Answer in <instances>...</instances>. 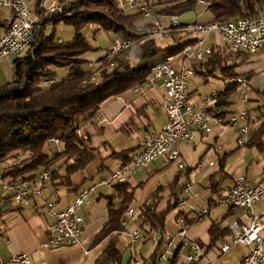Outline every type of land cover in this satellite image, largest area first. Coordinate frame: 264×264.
Listing matches in <instances>:
<instances>
[{
  "label": "trees",
  "instance_id": "trees-1",
  "mask_svg": "<svg viewBox=\"0 0 264 264\" xmlns=\"http://www.w3.org/2000/svg\"><path fill=\"white\" fill-rule=\"evenodd\" d=\"M50 1L60 5L61 11L49 13L39 5L40 0H32L30 10L38 20L37 26L32 30L31 40L25 51L13 57L11 64L14 79L0 87L2 182L9 181L14 184L22 180L32 182L39 174L47 171L50 174L49 181L71 184L69 181L71 175L82 171L84 166L93 161L96 150L87 136L79 135L82 126L93 121L102 104L109 98L121 96L144 84L154 64L163 61L165 57L179 54L187 43L195 41L194 38L188 39L176 31L177 33L171 34V45L161 47L154 38L132 35L134 26L142 23L143 17L140 11L133 9L128 11L121 7L118 0ZM207 1V8L212 14L211 21L224 22L238 17H250L256 8H264V0ZM145 2L151 9L165 4L161 8L163 15L181 16L192 9L196 0H145ZM10 22V18H0L2 33L7 30ZM60 25L73 28L74 34L70 39L63 41L55 36L56 28ZM85 30H88L89 35L84 33ZM100 30L111 31L114 34L113 38L134 36L137 39L136 44L132 49L121 52L116 57L108 59L100 56L92 61L88 55L101 50L95 38ZM261 51H264V47ZM248 55L251 54L246 52L234 54L226 46L217 44L212 46L211 54L206 59L191 63L195 75H212L217 70L220 72L223 88L214 93L215 106L230 105L233 103L230 97L239 90L235 80L226 82L227 77L237 79L244 76L247 85L250 84V79L256 73L237 72L234 64L228 63L230 58H241L243 62ZM88 63H91V66H88ZM58 69H63L66 74L57 75ZM48 80L54 82L50 84ZM256 91L264 94L258 89ZM258 108L248 109V112H254ZM245 145L256 146L260 150L264 147V121L259 122L255 129H251L250 140ZM118 156L122 164L130 159L125 152ZM224 162L225 156L220 157L219 171L223 170ZM177 176L164 186L158 184L151 195L135 209L134 222L143 233L148 236L153 231L159 232L156 249L151 256L153 261L157 249L165 244L162 237V232L165 231V216L177 206L179 198L171 193L162 211L158 210V204L162 193L166 189L170 191L177 183ZM213 177L211 175L210 185L217 189L218 184L213 182ZM141 185L142 183H138L133 186L127 181L112 186V195L107 198L106 225L97 232L94 242L99 243L113 232L116 233L104 245L94 264H121L123 252L116 245L118 243L116 234L123 230L121 223L125 211L132 208L135 191ZM10 195L6 193L0 198V217L21 208L13 205ZM214 205H218V198L215 201L209 198V208ZM181 214L187 217L183 212H179L177 218ZM208 233L210 247L228 234V230L227 227L221 228L219 223L212 220ZM197 242L201 245V242ZM177 262V254L174 252L168 258V264Z\"/></svg>",
  "mask_w": 264,
  "mask_h": 264
},
{
  "label": "built area",
  "instance_id": "built-area-1",
  "mask_svg": "<svg viewBox=\"0 0 264 264\" xmlns=\"http://www.w3.org/2000/svg\"><path fill=\"white\" fill-rule=\"evenodd\" d=\"M48 0L40 1L49 13L51 11H61L60 5L53 4L51 7H45ZM32 0H0V5L7 6L11 12V22L7 30L0 36V58L3 56L14 57L25 51L31 40L32 30L37 26L38 20L30 10ZM121 7L131 11H140L143 19L154 18L152 9L147 6L145 0H118ZM154 21V19L152 20ZM155 22V23H154ZM151 24H137L132 30V35L141 37H151L154 39L165 36L170 37L172 32H180L188 39H195V43H187L180 55L165 57L163 61L154 64L150 74L144 84L134 87L133 93H147L152 88H159L163 92L161 105L166 114V121L163 123L159 132L143 135L139 142L136 152H134L129 161L112 169L108 176H105L98 184L111 188L115 183H124L128 176L133 175L138 168L148 166L156 157L166 160H175L178 150L175 149L179 141H189L193 138V129L204 133H211L209 120L217 125L239 124L237 144L242 146L250 140L251 129L254 120H264V104L258 108V113L250 115L244 107V103L249 99L248 94L244 92L247 87L245 79L239 78L236 82L242 89L240 94L241 107L237 112H228L224 114L220 108L214 109L212 103L215 94L206 96L204 103L196 110L188 101V83L194 75L191 67L193 61L199 62L211 54V48L204 45V39L212 32L217 33L222 45L226 46L234 54L246 52L255 53L264 47V8L257 9L250 17H238L224 22L211 21V23H188L184 26L179 25V19L176 15H171L165 20L154 21ZM136 37L113 38L112 42L104 52V57L108 59L116 57L119 53L130 50L136 44ZM190 60V61H189ZM177 62V64H175ZM112 66V63L110 64ZM91 66V63H88ZM261 77L264 76V69L257 72ZM50 84L54 80H48ZM79 135L84 137L80 132ZM204 161H199L197 165L203 166ZM209 165H213L210 161ZM50 180V174L47 171L39 174L37 179L29 182L19 181L1 182L3 192H8L12 196L11 201L16 207L28 206L34 198H41V191L45 181ZM191 188L189 183L184 184L182 189L188 192ZM95 190V186L90 185L76 193L72 203L62 210L55 211L52 200L44 201L46 214L52 218L47 226V239L43 244L44 249H58L61 246H74L79 243L82 233L84 218L76 212V207L85 203L90 192ZM264 196V186L260 183L250 184L245 177H236L233 180L231 188L218 197V204L226 208L239 207L246 211L247 221L241 223L234 219L229 224L228 241L220 245L221 253L229 252L235 244H241L246 250V254L241 264H264V223L260 215L254 213L253 208ZM207 208H203L198 216H203ZM134 208L125 211L122 226L125 228L126 221L132 215H135ZM197 216V215H196ZM179 226L178 236L183 247L187 248L184 256V262L181 264H191L198 259H205L206 254L201 245L188 238L187 229L189 219L185 216H179L177 219ZM124 230V229H123ZM141 228L137 227L132 231H123L128 235L130 245L137 244L141 237ZM159 236L158 231H153L148 238L153 241ZM174 234L162 232L164 239V252L160 254L159 259L167 260L174 252L172 249ZM30 256L21 252L19 255H12L6 261L0 260V264H29ZM136 263V262H135ZM137 264V263H136ZM206 264H215V261L207 260Z\"/></svg>",
  "mask_w": 264,
  "mask_h": 264
},
{
  "label": "crops",
  "instance_id": "crops-1",
  "mask_svg": "<svg viewBox=\"0 0 264 264\" xmlns=\"http://www.w3.org/2000/svg\"><path fill=\"white\" fill-rule=\"evenodd\" d=\"M7 11L9 13L4 11V9L1 7L0 18L9 19L11 11L10 9ZM189 11H186L184 13H187ZM183 16L184 14H182L181 16L179 15L178 17L182 18ZM191 16V19H184V21H181V18H179L181 21L180 23H208L212 20V14L208 10V8H206V6L200 11H197V13H192ZM2 34L3 33H1L0 36H2ZM97 35L98 34H96V36ZM205 40L206 38L204 39V45L210 48H212L213 45L219 44H208ZM96 44L97 43H95V45ZM106 46L107 44L104 45V48L99 46L101 47V50H97L91 53L90 55H88V58L93 61V59L103 56V53L107 48ZM175 64H177V62H175ZM188 94L189 96L187 97L189 103L192 104L194 109L197 110L200 107V100L202 99H198L197 97L192 96V94H190L189 88ZM163 97L164 96L162 90L155 87L144 94H135L133 93V91H128L124 94H121V96H114L111 99L109 98L105 103H103L99 112L96 113L93 121L89 122L92 125L91 127L93 128V130L88 131L85 126H82L81 130V133L84 135V137L87 136L92 146L96 149L94 159L92 161V165L96 170V177L84 176L82 177L81 182L77 183L72 181L71 175L69 180L71 184L69 185L65 183H59V181H56L55 183L49 180L45 181L40 194L41 198H34L29 202L28 206L20 208L19 211L6 213L5 216L0 217V260L6 261L10 256L15 254L19 255L21 254V252H24L30 256L29 264H94L95 260L99 257L103 248L105 247L104 245H106L109 239L112 238L116 233L113 232L111 235L103 238L99 243L94 242L97 232H99L100 229L105 227L106 225V205L108 203L107 198L112 195V186L111 188H106L105 186L98 184V182L100 181L99 179L108 176L112 169L122 164V161H120L118 155L125 152L126 154L131 156L134 152H136V149L138 148V142L143 135L159 132L161 130L163 123H165L166 121V114L161 106V103L164 100ZM225 111L228 113L232 110L227 109ZM258 124H254L252 129H255ZM228 125H219V129L217 128L215 130V133L213 135H210V138L205 137L209 136V133H204L203 131L200 132L197 131V129H193V138L186 142L179 141L175 147V149L179 152L176 159L181 157L185 161L187 155L192 154L193 156V162H191L194 164L192 166H188L187 163L180 164V167L186 168V174L184 175L186 179L183 182L182 187L184 184L189 183L193 188V184H196L200 189L208 192V194L204 196L202 195L203 197L201 196L197 199L195 198L194 200H192L190 203L191 205H189L190 209H188V211L185 209H181L177 214L169 212L167 216H165L166 220L164 232L174 234V236L179 229V226L177 224V215L179 214V212H183V214H186L189 222H191L187 229L188 238L192 241L197 240L201 242V245L206 251V260L201 258L191 264H206L207 260L215 261V264H241L242 259L246 254V248L241 244L233 245L230 251L226 252L223 255H219L218 251L220 244L228 241V226L232 222V220L238 219L241 223H245L247 221L246 211L240 209L239 207L226 208V206H222L219 204L211 206L209 208L208 200L209 198H212L214 201L217 200L219 194H224L229 188H231L233 180L238 176H244L252 185L260 183L264 186V147L260 150L256 146H239L237 144V137L235 141L229 142V149H227L229 153L236 150H239V152L241 153V159L235 163L232 168V172L229 173H225V166L223 167L222 171H219V169L217 171L213 170L216 162L218 163L220 157L217 158L216 161L213 158H209L207 162L206 160H204V156L206 155V153L208 155L209 149L206 148L203 154L198 153L203 148L202 145L207 141H211V143L215 145L218 137L223 132V127H226ZM119 135L126 138L131 137V140H128L127 142H125L126 140H124L123 142L114 140V138ZM211 143V147H214V145H212ZM190 145L192 146V148L190 147ZM246 148H250L251 151H253V155L257 158L258 162H256V164H252L251 161H249L245 167V170H242V167L246 162V160L244 159ZM216 149H222V145L217 146ZM113 152L116 154H113ZM229 153H224L223 155L225 156V162H227L226 158L227 156H229ZM155 159L153 161H155ZM176 159L170 160L176 161ZM199 161H204L203 166L197 165ZM210 161L213 163V165H209ZM235 171L236 174L232 176L231 174ZM216 172L218 173L215 174ZM179 174L180 172L178 171L175 176H179ZM211 175L214 176L212 178L213 182L215 184H218L217 189L215 187L212 188V186L210 185V183H212V181H210ZM151 176L139 183H147L150 180ZM228 179H231V181L228 185H225L224 181ZM205 180L206 184H204ZM127 181L133 185V183L129 179H127L125 182ZM1 182L2 181H0V183ZM90 185L95 186V190L90 192L88 199L83 205L76 207V212L78 214H81V216L84 218V224L82 233L80 234L79 243L74 244V246H61V248L58 249L42 248L48 236L47 226L52 220V218H50L46 214L44 201L46 202L52 200L54 203V210H62L72 203L74 197L77 195L76 193H78L79 190ZM156 186L157 184L155 185L154 182L151 184L146 196H144L141 202L151 195ZM181 189H179L181 193H185ZM189 191L186 194H188ZM6 193L8 192L4 193L0 184V198L1 196H5ZM165 193L167 192L162 193L161 200L158 204V210L160 211L164 210L172 191L170 193H167V195ZM173 196L179 198L178 204L186 206V197L180 198L179 195L174 194ZM194 196H197V194H194ZM213 196H215V198H213ZM164 198H166L165 201H163ZM161 202L163 203L162 206ZM205 207L208 211L204 214V216H198L199 212ZM136 208L137 207H134V210ZM253 211L257 215H260L261 220L264 223V202H258V204L254 206ZM135 215H132L130 218H128L126 221V226L125 228H123L124 230L119 231V233L116 234L118 242L116 245L120 249H122L123 252L121 264H127V262L131 261V254L129 250V247L131 245L129 237L128 235H125L123 231H132L133 229L137 228L134 222ZM180 216L184 215L181 214ZM212 220L219 223V226L221 228L227 227L228 234L220 238L218 242L213 244V246L209 247L208 244L210 241V236L208 230ZM141 240L145 242L150 239L145 233L141 232L139 243L133 245H140ZM173 247V252H176L177 254V264H181L182 262H184L183 255L186 254L187 248L183 247L180 242H173ZM166 261L168 264V258ZM135 262L134 264H136Z\"/></svg>",
  "mask_w": 264,
  "mask_h": 264
},
{
  "label": "rangeland",
  "instance_id": "rangeland-1",
  "mask_svg": "<svg viewBox=\"0 0 264 264\" xmlns=\"http://www.w3.org/2000/svg\"><path fill=\"white\" fill-rule=\"evenodd\" d=\"M40 1H43V0H40ZM39 5H40V2H39ZM51 5H53L52 1H50V0L46 1L45 7H51ZM164 5L165 4L159 5V6L157 5V6L153 7L152 12H153L154 18H150V19L144 18L142 23L141 22L140 23L141 24H145V23L151 24L154 21L165 20V18H163L161 16V15H163V11L161 10V8ZM207 5H208L207 0H196L192 9L189 12L184 13V16L182 18L181 17H178V18H181V21H184V19H191L192 13H197V11H200L205 6L207 8ZM1 7L4 9V11L9 13L7 11V10H9V8H7V6L0 5V8ZM41 7L44 8V6H41ZM30 8H31V3H30ZM257 9L258 8L255 9V12ZM153 19H154V21H152ZM181 21L179 19V24L181 26H184V24L190 23V22H185L184 24H182V23H180ZM191 23H194V22H191ZM198 23H201V22H197L194 24H198ZM205 23H207V22H205ZM208 23H211V22H208ZM137 24H139V23H137ZM1 33H2V30L0 29V35H1ZM84 33L89 35L88 30H85ZM175 33H177V32L175 31V32H172L171 34H175ZM72 34H74V30L71 26H65L64 27V26L60 25L56 28L55 36L60 37L63 41H66L73 36ZM96 34H98L95 37L96 42L102 48H104V45H106V44L109 45L112 42V39L114 36V34L108 30H105V31L100 30ZM170 37L165 36V37L156 39L158 46L163 47V46L171 45V43H172L171 38L172 37L171 38ZM207 37H206L205 41L208 44L219 43L222 45V42H220V38L218 37L217 33L212 32ZM123 52H125V51H123ZM103 55H104V53H103ZM12 62H13L12 57L3 56L0 58V87L9 81L11 82L14 79V77H13L14 76L13 75V65L11 64ZM228 63L234 64V66L236 68L235 70L237 72H239V71L242 73L243 72L244 73L249 72L251 74L256 73L250 79V81H251L250 84L246 85L247 87L244 90V92L246 94H248V97L251 99L250 101L247 100V102L244 103V107L247 109V111H248V109L253 110L256 107L263 105L264 104V94L258 93L256 91V89L264 92V76L261 77V75H259L257 73L259 70L264 69V52L259 50L255 53H252L251 55H248L247 59L243 62H242L241 58H239V59L230 58L228 60ZM64 74H66V72L63 71V69L57 70V75L64 76ZM239 78L246 80V78L244 76H241ZM239 78H237V79H239ZM237 79H235L233 77H230V78L227 77L226 82L230 83V82H233V80H235V82H236ZM238 86H239V84H238ZM188 88H189L190 94H192V96H195L198 99L199 98L202 99L200 101H201V103H204V99L206 98V96H212L215 93V91L223 88V82H222V79L220 78V72L217 70L212 75H206V76L203 74H200V75L194 74L190 78ZM139 93H143V92H139ZM135 94H137V93H135ZM240 94H242V89L239 88L238 92L230 97V100L233 101V103H231L230 105H227V106L221 105L219 108L221 110H223V112H225V110H227V109L232 110L229 112H237L238 109L241 107V104H242L241 100H240V96H241ZM192 96H190V97H192ZM201 103H200V105H201ZM255 112L258 113V110L256 109L254 112H251V113L248 112V113L250 115H253ZM254 121H255L254 124H258L259 122H261L263 120H254ZM209 125H210V129H211V134L209 133L208 134L209 136L204 135L206 138L207 137L210 138V135H213L217 128L219 129V125L214 124V122H212L210 120H209ZM239 125H240V123L239 124L236 123V124H231V125H228L226 127H223V130H222L223 132L218 137L216 144L214 145L213 143H211V141H209V142L207 141L206 143H204L202 145L203 148L198 153L203 154V152L205 151L206 148L209 149L208 155L206 153V155L204 156L205 157L204 160H206V162L208 161L209 158H211V159L213 158L216 161L217 158L222 157L224 155V153L225 154L229 153L227 150V149H229L228 144H229V142L235 141L236 137H238ZM84 126L87 128L88 131L93 130V128L91 127L92 125L89 122H86L84 124ZM114 140H116L118 142H123L124 140H126L125 142H127L128 140H131V137L126 138L124 136L119 135V136H116L114 138ZM210 143L212 145H214V147H211ZM208 145H210V146H208ZM221 145H222V149H216L217 146H221ZM125 146H131V145H125ZM190 147L192 148L191 145H190ZM52 148L55 150V148L53 146H52ZM59 148H60V145H58V149ZM240 159H241V153L239 152V150H236V151L229 153V156H227V158H226L227 162H225V165H224L225 166L224 167L225 173L226 172H228V173L232 172L233 166ZM244 159L246 160V162L243 165L242 170H245V167L249 161H251L252 164L253 163L256 164V162H258L257 158L253 155V151H251L250 148H246ZM192 160H193L192 154L187 155V158L185 159L186 162L181 157L177 158L176 161H171V160L166 161V159L164 157L163 158L159 157V158H156L155 161L148 164V166L138 168L136 173H134L133 175H130L126 178V179H129L133 183V185H137L139 182L146 180L151 175L152 176L147 183H142V185L139 186L138 189L135 191L136 192L135 201H134V204H132V205L134 207L138 206V204L141 202V200L144 198V196H146L147 191L153 182L155 183V185L159 184V185L164 186L165 184L170 183L172 180H174L175 175L179 171L180 174L178 176L177 183L173 186V188L170 191H169V189H166L164 192L170 193L172 191V193L174 195H179L180 198L186 197V201H187L186 206H182V205L178 204L177 207L172 208L171 213L177 214L178 211L181 209H185L188 211V209H190L189 205H191L190 203L192 200H194L195 198L197 199L198 197H201L202 195L204 196V195L208 194L207 191L200 189L196 184H193V188L191 187V190L189 191L188 194H186V192L181 193V191L179 190L182 188V184L186 179L184 176L186 174V168L180 167V164L187 163L188 166H190V165L192 166L194 164V163H192L193 162ZM4 162L6 163V161H4ZM92 164L93 163L91 161L89 164L84 166V169L82 171H80V172L78 171V172L73 173L72 174V181L79 183V182H81L82 177H84V176H86V177L95 176L96 170L94 169ZM218 169H219V164L216 162V165H215L213 170L217 171ZM235 174H236V171L233 172L231 175L234 176ZM230 181H231V179L225 180L224 184L228 185L230 183ZM204 184H206V180L204 181ZM60 188H62V187H60ZM167 193H165V194L167 195ZM194 194H197V196H194ZM213 198H215V196H213ZM165 199L166 198H164L163 201H165ZM171 199L173 200V196L171 197ZM261 201L264 202V196L262 197V199L259 202H261ZM162 204L163 203L161 202V206H162ZM173 242L174 243L180 242V239L178 238V236H173ZM156 243H157V241L147 240V241L143 242V240H141L140 245H138V246L131 245L129 247L130 254H131L130 263L134 264V262L136 261L137 264H167L166 260L159 259V257H158V256H160V254H163L164 245L160 246L157 249L156 256H155L156 258L154 259V262L151 259V256L153 255V253L156 249ZM172 248L174 249L173 245H172Z\"/></svg>",
  "mask_w": 264,
  "mask_h": 264
},
{
  "label": "bare ground",
  "instance_id": "bare-ground-1",
  "mask_svg": "<svg viewBox=\"0 0 264 264\" xmlns=\"http://www.w3.org/2000/svg\"><path fill=\"white\" fill-rule=\"evenodd\" d=\"M171 15H176V14H171ZM163 18H168L170 15H161ZM177 16V18H178V15H176ZM179 19V18H178ZM194 43H195V41H194ZM181 53V52H180ZM180 53L178 54V55H180ZM260 71V70H259ZM215 100H216V97L214 98V101H213V103H212V107L214 108V109H217V108H219V106H215ZM262 106V105H261ZM261 106H258L259 108L261 107ZM264 121V120H263ZM249 142V141H248ZM247 142V143H248ZM247 143H245V144H247ZM245 144H243V145H245ZM242 145V146H243ZM240 177H244V176H240ZM208 211V210H207ZM204 216V215H203ZM202 217V216H201ZM238 220V219H237ZM240 221V220H239ZM227 242V241H226ZM224 243V242H223ZM222 244V243H221ZM220 244V245H221ZM220 247V246H219ZM204 249V248H203ZM218 250H219V248H218ZM247 250V249H246ZM204 251H205V249H204ZM226 253V252H225ZM225 253H221L220 251H219V255H223V254H225ZM206 254V253H205ZM245 256V255H244ZM212 261V260H211ZM214 262V261H213Z\"/></svg>",
  "mask_w": 264,
  "mask_h": 264
}]
</instances>
